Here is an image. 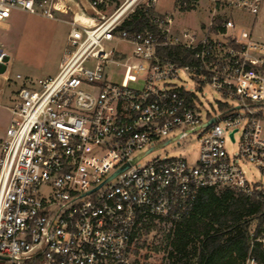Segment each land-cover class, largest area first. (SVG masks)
<instances>
[{"label": "built area", "instance_id": "built-area-1", "mask_svg": "<svg viewBox=\"0 0 264 264\" xmlns=\"http://www.w3.org/2000/svg\"><path fill=\"white\" fill-rule=\"evenodd\" d=\"M114 1L90 0L86 9L75 0H0V23L13 12L47 20L72 13L56 74L22 86L8 109L0 264H146L134 258L139 240L186 218L201 190L264 203V42L233 33L229 16L258 18L264 0H213L208 20L193 30L154 14L157 0ZM138 10L148 19L141 30L126 26ZM8 63L0 48V69ZM114 69L119 83L107 79ZM206 88L236 107L204 111ZM189 135L199 148L193 164L157 158L137 167ZM227 141L237 145L232 157ZM246 165L258 171L257 182ZM260 229L258 237L249 231L243 264H258L251 247L264 249V219Z\"/></svg>", "mask_w": 264, "mask_h": 264}, {"label": "rangeland", "instance_id": "rangeland-1", "mask_svg": "<svg viewBox=\"0 0 264 264\" xmlns=\"http://www.w3.org/2000/svg\"><path fill=\"white\" fill-rule=\"evenodd\" d=\"M117 1L121 0L114 1V4H119ZM182 1L157 0L153 13L171 15L175 25L180 29L193 30L200 23L208 20L209 13H205L204 8L211 6L212 0H187L190 4V9L187 11H182L181 8H184ZM229 16L234 22V29L243 27L246 34L250 35L251 40L264 42V17L256 22L255 17L238 11H229ZM68 19L67 15L63 18L47 20L37 15L13 12L9 19L0 23V48L9 54L7 68L0 72V87L4 88L0 95V139L3 137L9 119L7 108L11 107L17 91L22 86L28 85L36 88L39 81L56 74L69 30L66 22H63ZM109 48L113 49V46ZM118 48L124 49L122 46ZM121 74L120 69H114L108 73L107 79L110 82L119 83ZM16 76H19L20 79H16ZM4 77L8 78L6 83L3 81ZM183 81L187 88H194L191 81L185 79ZM200 98L204 111L209 113L216 111V106L219 103L231 106V108L236 107L235 101L221 97L219 93L210 88L204 89ZM235 113L242 114V111H235ZM170 139L171 135L166 140ZM153 147H158V145ZM225 149L232 157L237 152V145L227 141ZM198 151L195 136L189 135L186 139L174 141L164 148H157L144 156L138 162L137 167L157 158H183L193 164L198 156ZM244 170L249 181L254 183L259 180L258 171L252 166L246 165ZM256 223L255 219L251 222V226H255ZM173 228L174 225L161 224L149 230L139 240V247L134 251L136 263L140 261L146 262V264H168V254L172 250L170 237Z\"/></svg>", "mask_w": 264, "mask_h": 264}, {"label": "trees", "instance_id": "trees-1", "mask_svg": "<svg viewBox=\"0 0 264 264\" xmlns=\"http://www.w3.org/2000/svg\"><path fill=\"white\" fill-rule=\"evenodd\" d=\"M182 3L187 5L182 11L190 9L187 0ZM147 21L138 10L126 26L141 30ZM263 212L264 203L255 198L230 190H201L189 215L174 225L168 264H243L250 249L249 231L260 235ZM251 254L264 264L261 244L254 243Z\"/></svg>", "mask_w": 264, "mask_h": 264}, {"label": "crops", "instance_id": "crops-1", "mask_svg": "<svg viewBox=\"0 0 264 264\" xmlns=\"http://www.w3.org/2000/svg\"><path fill=\"white\" fill-rule=\"evenodd\" d=\"M75 1H77L80 5H82L84 8L87 9V8H88V2H89L90 0H75ZM199 1H200V0H199ZM212 2H213V0H212ZM198 4H199V2H198ZM210 7H211V6H209V7L205 6V8H204L205 13L208 12V11L210 10ZM73 11L76 12L77 10H76V9H73ZM191 11H192V10H191ZM66 15L69 17V19H68V20H64L63 23L66 22V25L68 26V22L70 21V18H71V16H72V13L69 12V13L66 14ZM66 15H64V14H58L57 17H62V18H63L64 16L66 17ZM208 16H209V15H208ZM261 17H264V8H263V11H262L261 15H260L258 18H256L255 21L258 22V21L261 19ZM203 23H204V22H202V23H200V24H203ZM200 24H199V25H200ZM199 25H198V26H199ZM240 30L243 32L244 35H248V34H246V31H245V29H244L243 27H239V29H238V28L234 29V30H233V33H238ZM249 36H250V35H249ZM3 71H4V70H3ZM7 80H8L7 77H4V78H3L4 83H6ZM3 89H4L3 86L0 87V95H2ZM11 106H12V104H11ZM9 108H10V107H9ZM9 108H7V110H8ZM8 112H9V111H8ZM7 123H8V122H7ZM6 126H7V125H6ZM4 132H5V131H4ZM3 136H4V134H3ZM2 138H3V137H2ZM2 138H1V139H2ZM1 139H0V140H1Z\"/></svg>", "mask_w": 264, "mask_h": 264}, {"label": "water", "instance_id": "water-1", "mask_svg": "<svg viewBox=\"0 0 264 264\" xmlns=\"http://www.w3.org/2000/svg\"><path fill=\"white\" fill-rule=\"evenodd\" d=\"M3 69H4V68L0 69V72H2V71H3ZM230 138H232V135H230ZM124 169H126V167H125V168H123V169H121V170H120V171H118L117 173H115L113 176L117 175L119 172L123 171Z\"/></svg>", "mask_w": 264, "mask_h": 264}]
</instances>
